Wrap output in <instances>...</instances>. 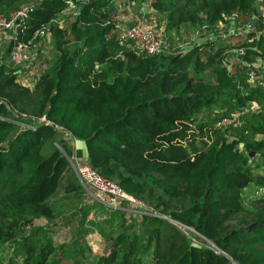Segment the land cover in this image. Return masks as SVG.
Returning <instances> with one entry per match:
<instances>
[{
	"label": "trees",
	"instance_id": "16d2710c",
	"mask_svg": "<svg viewBox=\"0 0 264 264\" xmlns=\"http://www.w3.org/2000/svg\"><path fill=\"white\" fill-rule=\"evenodd\" d=\"M189 1L149 2L167 14L171 39ZM115 2L0 0L2 21L30 8L0 56V244L24 264H146L147 256L149 264H235L224 253L237 264H264V176L256 174L258 167L264 171V86H251L247 70L223 65L230 38L184 53L148 55L127 47L114 26ZM212 2H199L209 8L199 28L224 15L238 13L247 22L257 13L249 14L248 0ZM72 4L76 15L62 26L57 17ZM43 30L54 37L53 58L34 86H26L23 64L11 53L34 47ZM236 47L250 60L264 55V34ZM253 100L260 109L246 108ZM224 119L232 122L223 125ZM60 132L83 141L94 169L165 218L132 212L128 202L120 210L93 202L81 224L94 205L107 212L106 221L122 216L107 252L91 261L79 238L68 254L64 244L58 253L54 228L36 221H53L63 192L82 191L90 203L70 162L73 147L69 138H57ZM251 153L259 155L252 160ZM252 186L263 194L248 205L244 194Z\"/></svg>",
	"mask_w": 264,
	"mask_h": 264
},
{
	"label": "rangeland",
	"instance_id": "374dc122",
	"mask_svg": "<svg viewBox=\"0 0 264 264\" xmlns=\"http://www.w3.org/2000/svg\"><path fill=\"white\" fill-rule=\"evenodd\" d=\"M132 1L135 2L134 6H131V3L129 4V2ZM200 1L204 4H209V2L213 3V0H190L188 2L187 9L183 14V20L180 23V27L178 28L174 26L171 30L170 34L176 38L173 39L174 42L175 40L176 43L177 41L185 42L186 40L191 38L194 32H196L199 28L201 20L206 18V12H208L209 8L206 11L200 9L198 7ZM149 2L150 0H116V2L112 5H114L113 7H115L119 12L118 21H120L121 23L128 24L135 21L138 16H142L145 13L154 12V14L152 13V17L155 20H158L160 25L164 26L167 22V14L158 12L154 8L151 9ZM248 4L250 11L249 14H253L256 10L258 12L263 6V3L259 0H248ZM192 7H194L196 10V16L194 17L190 11ZM76 11V6L73 4L70 5L68 9H66L63 13L60 14V16L57 17V19L59 20L58 22H61L62 26L67 27L72 23V20L76 15ZM218 22L215 21L213 23V26L210 30L211 33L219 32V25L222 26L223 21H220L219 23ZM14 33L15 30L0 25V56L2 58H4L8 52V46L13 40ZM41 35V38H39L38 43L34 47H22L20 51L23 56L22 60H24V65L22 67L23 75L20 81L26 86H34L40 74L46 70L48 66L47 60L53 58L54 37L51 31H48L46 33L45 30H43ZM246 108L258 110L261 108V106L257 103V101L253 100L246 105ZM60 133L57 138H69L70 147H73L75 139L70 138L69 136L66 137L62 132ZM262 136L263 135H258L257 138L260 139L262 138ZM82 145L85 146V143L82 141H76V152L78 151L77 154L80 156H82L80 148V146ZM51 147H53V145H51ZM258 155L259 153H257V155H254V157H252V160L255 157H258ZM259 162L260 160L256 161V163ZM256 174L257 176H264L263 169L258 167V169L256 170ZM262 194V190L257 189L254 186L248 187L245 190L244 194L245 201L248 205L254 204ZM58 198V204L56 205L58 212L53 221L50 224L47 223L46 219H39L36 221V226L51 225L54 228L53 240L58 249V253H62L60 246L64 244V249L68 254L70 252L69 249L72 248L73 242L81 239L82 243L89 246L91 250V261L105 254L110 244L112 243L110 239H114L119 232L122 216H120L119 214H114L106 221L105 216L108 215L106 214L107 212L101 209L99 205H94V209H92V211L90 210L91 212L88 213L86 220L81 224V219L83 213L86 212V208H88L89 205H93V202L89 200L92 198L89 197V195H86L85 198H88V201L91 204L88 203L84 199L82 191L74 193L63 192L62 196ZM82 207H85L83 211L81 210ZM131 209L134 208L132 207ZM187 231L189 232L190 237L195 239L196 242L200 243L198 239L199 236L195 230L189 228L187 229ZM29 233L30 230L26 232L27 235ZM191 233H196L197 236L193 237ZM41 238L42 237L33 240V244L38 245L43 239ZM208 243L210 244V242ZM15 255V252L8 244H0V264H12V262H14V264H24V258L15 257ZM146 260V264H149V256L146 257Z\"/></svg>",
	"mask_w": 264,
	"mask_h": 264
},
{
	"label": "built area",
	"instance_id": "2783aa9c",
	"mask_svg": "<svg viewBox=\"0 0 264 264\" xmlns=\"http://www.w3.org/2000/svg\"><path fill=\"white\" fill-rule=\"evenodd\" d=\"M263 3L259 10L251 20L243 22L238 13L231 16L224 15L222 26L219 25V32L211 33V27L204 24L197 29L191 38L185 42H174L167 34L165 26L158 24L153 17L147 18L145 14L138 16L135 21L124 24L118 21L114 24L119 32V39L125 43L127 47L143 52L148 55L160 53L164 50H171L173 53H184L188 49L199 44L215 42L218 40H226L228 42V50L226 58L223 60V65L229 72L247 70L248 83L251 86H264V55H258L251 60L247 58V50L243 47H236L239 42H244L248 39H259L264 34V0H259ZM131 2H129L130 4ZM29 7H24L12 13L7 21L0 20V25L15 30L24 17L27 16ZM255 25L251 27V24ZM62 24L61 22H59ZM112 24V22H109ZM22 47H16L11 53V59L16 63L23 64ZM255 111V109H251ZM234 116L233 120H236ZM231 120L224 119L222 124L227 125ZM72 168L78 178V181L86 190L87 195L92 199L91 202H99L112 210L126 209L123 206L124 202H128L134 209L130 210L138 214H148L152 216H164L156 213L151 208L147 207L142 200L129 196L120 187L118 183L101 175L89 163L87 158L78 157L76 153L70 157Z\"/></svg>",
	"mask_w": 264,
	"mask_h": 264
},
{
	"label": "crops",
	"instance_id": "0c3cea01",
	"mask_svg": "<svg viewBox=\"0 0 264 264\" xmlns=\"http://www.w3.org/2000/svg\"><path fill=\"white\" fill-rule=\"evenodd\" d=\"M114 5H112V8H111V11H114V10H117L115 7H113ZM115 8V9H114ZM76 141H78V140H75V142H74V144H73V150H74V153H78V151L76 152ZM83 142V141H82ZM86 146V145H85ZM85 146L84 145H82V146H80V148H81V155L82 156H80V155H78V156H80V157H83V158H87V149L85 148ZM84 150H85V152H84Z\"/></svg>",
	"mask_w": 264,
	"mask_h": 264
},
{
	"label": "water",
	"instance_id": "95a60500",
	"mask_svg": "<svg viewBox=\"0 0 264 264\" xmlns=\"http://www.w3.org/2000/svg\"><path fill=\"white\" fill-rule=\"evenodd\" d=\"M19 23H21V21H19ZM255 25V22H253L252 24H251V27H253ZM254 155V153H251V157ZM167 219V218H166ZM173 222V221H172ZM224 253V252H223ZM224 255L227 257V258H229L233 263H235V264H237L235 261H233V259L228 255V254H226V253H224Z\"/></svg>",
	"mask_w": 264,
	"mask_h": 264
}]
</instances>
